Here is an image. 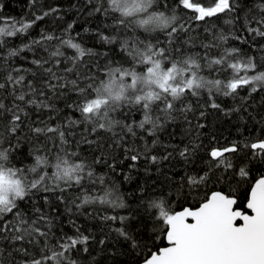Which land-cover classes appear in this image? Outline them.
<instances>
[{
	"label": "snow or ice",
	"instance_id": "obj_1",
	"mask_svg": "<svg viewBox=\"0 0 264 264\" xmlns=\"http://www.w3.org/2000/svg\"><path fill=\"white\" fill-rule=\"evenodd\" d=\"M178 3L192 10L196 21L207 23L223 17L228 27L213 30V25L204 29L207 35L191 36L177 14L154 10L156 0H99L93 11L110 17L115 33L101 34V39L119 46L112 58L103 53V61L100 53L85 50L71 37L43 31L38 39L8 47L7 38L26 34L36 21L56 9L36 14L32 20L13 18L0 27V53H4L0 55V67L6 70L0 72V264H80L81 259H87L81 257L82 253L92 255L89 245L93 237L75 221L70 225L74 229L71 234L62 228L59 233L53 230L54 221L62 215L59 205L53 204L50 209L35 203L27 206L25 202L35 199L38 192L58 193L55 199L64 204L67 213L75 208L77 213L93 218L86 206L106 205L96 209L104 213L99 218L118 221L119 226L111 230L118 240L137 249L139 233L133 234L135 224L131 222L137 210L128 208L115 185L109 186L103 175L97 176L93 165L116 149H124L132 167L141 153L127 144L129 135L143 140L145 133L156 137L178 117L190 126L193 119L205 118L204 111L197 115L192 103H185L189 96L199 99L206 92L207 100L199 107L224 111L216 97H236L246 89L240 106L225 111V115H231L246 112L248 98L264 91V44L260 43L264 40V0ZM230 39L250 43L253 49L258 47L261 61L238 46L225 47ZM53 41L56 44L51 50ZM62 48L75 52L66 55ZM25 51L33 54L31 59L21 55ZM86 56L94 59H83ZM12 57L26 60L31 67L13 66ZM61 100L69 111L58 108ZM46 113L50 114L47 121ZM133 113L142 118L127 122ZM52 120L58 122L53 125ZM193 127L201 129L205 125L197 123ZM25 132L29 135L21 137ZM22 138L32 143L27 155L21 148ZM81 143L92 147L91 163L72 150L73 145ZM243 145L249 149L243 157H239L241 147L235 142L212 147L206 169L186 174L179 185L172 186L178 194L184 188L191 194L201 185L207 189L210 184L234 181L239 186L247 182L250 170L234 164L233 157L241 161L248 156L259 157L264 162V138L246 139ZM195 149L196 145L185 146L178 154L187 162ZM171 155L162 159L168 160ZM149 162L158 163L159 158L151 155ZM98 184L103 187L98 188ZM70 190L78 194L70 197ZM97 191L103 195L94 194ZM233 192L210 190L200 197L198 207L175 211L163 192L144 191L146 208L155 210L149 217L152 227L168 246L150 252L143 264H264V176L251 185L245 205L250 213L236 207ZM43 200L48 204L49 197L45 195ZM108 208H128V213L109 215ZM97 242L106 244L105 239ZM93 264L99 262L93 258Z\"/></svg>",
	"mask_w": 264,
	"mask_h": 264
},
{
	"label": "trees",
	"instance_id": "obj_2",
	"mask_svg": "<svg viewBox=\"0 0 264 264\" xmlns=\"http://www.w3.org/2000/svg\"><path fill=\"white\" fill-rule=\"evenodd\" d=\"M200 2L206 4L208 0H200ZM98 3L99 0H35L34 3L33 0H0V27H4L13 18L17 21L21 19L26 21L32 20L36 14L43 15L44 12H48L50 9H56L55 12L45 16L42 20L36 21L26 34L7 38L8 47H19L22 42L29 43L31 39H38L43 31L57 37L62 36L65 39L71 37L73 42L80 44L85 50L91 49L95 53H100V59L103 61V53L107 52L109 58H112L114 52L119 50V46L107 44L101 39V34L111 36L115 33L112 31V19L93 11L92 6ZM154 10L165 11L168 15L177 14L182 18L181 22L186 23L190 29L189 35L191 36L199 35L202 37L207 35L204 29L213 28V25H215L213 30L228 27L224 25L223 17L219 20L213 18L207 23L196 21L193 19V11L184 9L178 3V0H156ZM69 24H72L71 29H68ZM260 43L264 44V40H260ZM52 44L53 48L51 50H54L56 41H53ZM228 46H238L247 51L248 55L255 56L257 62L261 61L262 54L258 50V47L253 49L250 43L245 44L243 41L230 39L229 44H226L225 47ZM61 50L65 51L66 55H73L75 52V50L70 48H62ZM2 54L4 53H0V55ZM40 54V52H37V55ZM21 55L31 59L33 54L25 51ZM83 59L92 60L94 58L86 56ZM11 64L13 66L22 64L26 69L31 67L26 60H22L19 57H12ZM5 71L3 67H0V72ZM246 94L247 90L241 89L240 95L236 97H225L222 95L216 97V102L221 105L224 111L215 110L210 107H199V105H203L207 100L206 92L199 99L189 96L185 103L191 102L193 107L197 109V115L199 111H204L205 118H201L199 121L193 119L192 126H190L182 117H178L176 121L166 124L157 133L156 137H149L145 133L143 140L139 139V136L133 138L129 135L127 137V144L141 153L140 159L132 167L130 165H133V162L126 158L124 149H116L113 155L105 156L100 163L93 165L97 176L103 175L109 186L115 185L128 208L137 210L136 219L131 221L135 224L133 234L139 233L137 240L140 247L137 249H131L130 245L122 239L118 240L116 233L111 230L119 226L118 221L106 222L99 218L104 213L103 211L96 212V209L107 208L106 205L86 206L87 211L93 213L95 216L93 218L90 215L77 213L75 208H73L72 213H67L64 204L55 199L58 193L38 192L35 199H30L25 203L29 208L32 203H35L37 206L44 205L47 209H50L53 204L59 205L58 212L62 213V215H60L58 220L54 221L53 229L57 233L62 228L64 232L71 234L74 229L70 225L72 221H75L77 226L82 230H86V234H91L93 240L90 241L89 246L92 255L88 256L86 253H82L81 257H87V259H81L80 264H93V258L99 264H141L149 256L150 252H156L166 245L163 235L152 227V220L149 217L155 210L146 208L145 202L147 197H144V191L149 194L163 192L166 198L171 200L170 207L175 211H179L183 207L195 208L199 206L200 197L207 191L223 190L230 192L234 190L232 194L237 198L236 207L245 210V203L251 190V185L257 179L264 176V162L259 157L248 156L243 161L238 157H233L234 164L247 166L250 170L247 182H243L239 186L234 181L210 184L207 189L201 185L199 188L192 189L191 194H189L190 190L188 188H184L182 193L178 194L172 185H179L181 177L186 174L191 175L200 169H206V161L209 159L207 153L212 147L228 146L235 142L241 147L239 157H243L244 153L249 151V149L244 148V140H251L257 137L264 138V91L253 93L248 98L245 104L247 108L246 112L241 110L240 112H233L231 115H225V111L239 107L242 103L241 96ZM68 102L70 103L71 100ZM57 104L59 109H64L65 112L69 111L66 108L64 100L58 101ZM49 115L48 113L45 114L44 118L46 121ZM189 115L191 117V114ZM32 118L35 119L36 115L33 114ZM141 118L139 113H133L127 122L131 123L133 119L139 120ZM50 122L55 125L58 121L52 120ZM197 123H203L205 127L195 129L193 126ZM137 132L139 133L140 130L137 129ZM20 135L23 137L29 134L25 132ZM76 139H79V136ZM153 139L157 140L156 144L152 143ZM13 142L15 143V141ZM193 145H196L195 154L189 156L188 161L185 162L179 156V150L185 146L191 148ZM21 148L27 155L32 150V143L22 138ZM72 150L79 153L82 159H85L89 163L92 162L93 149L88 144L73 145ZM168 153H172L170 159L163 160V156ZM131 154L129 153V155ZM95 155L99 156L100 153L96 152ZM151 155H156L159 158V162L155 164L150 163ZM228 155L231 156V154ZM30 160L31 157L25 163H29ZM17 166L19 167V165ZM169 178H171V182H169ZM97 187L102 188L103 185L98 184ZM74 194L78 193H75V190H70L68 193L70 197ZM94 194L103 195V192L97 191ZM45 195L49 197L48 204H45L43 200V196ZM185 197L187 198L185 199ZM128 208L116 209L115 211L108 208V214L125 215L128 213ZM80 211L83 212L84 209ZM137 221L142 222L138 223ZM145 224H147V227L144 226ZM99 239H105L106 244L100 245L97 242ZM102 248L104 249L103 251L101 250ZM113 253L116 254L115 262L113 260Z\"/></svg>",
	"mask_w": 264,
	"mask_h": 264
},
{
	"label": "water",
	"instance_id": "obj_3",
	"mask_svg": "<svg viewBox=\"0 0 264 264\" xmlns=\"http://www.w3.org/2000/svg\"><path fill=\"white\" fill-rule=\"evenodd\" d=\"M251 191V190H250ZM249 194H250V192H249ZM249 196V195H248ZM247 202V201H246ZM245 205H246V203H245ZM198 207V206H197ZM182 210V209H181ZM247 212H249L250 213V210H247V209H245ZM237 223H242V221H237ZM165 246L164 247H167L168 246V244H167V241L165 240ZM156 252H158V251H156ZM141 264H143V262L141 263Z\"/></svg>",
	"mask_w": 264,
	"mask_h": 264
}]
</instances>
